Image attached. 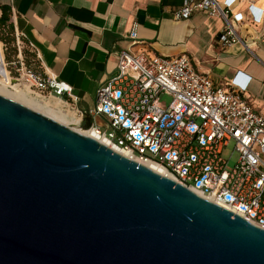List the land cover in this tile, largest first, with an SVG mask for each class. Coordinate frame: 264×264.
Listing matches in <instances>:
<instances>
[{
    "label": "water",
    "instance_id": "95a60500",
    "mask_svg": "<svg viewBox=\"0 0 264 264\" xmlns=\"http://www.w3.org/2000/svg\"><path fill=\"white\" fill-rule=\"evenodd\" d=\"M0 264H264V231L0 95Z\"/></svg>",
    "mask_w": 264,
    "mask_h": 264
},
{
    "label": "built area",
    "instance_id": "2783aa9c",
    "mask_svg": "<svg viewBox=\"0 0 264 264\" xmlns=\"http://www.w3.org/2000/svg\"><path fill=\"white\" fill-rule=\"evenodd\" d=\"M239 1L182 0L173 17L187 19L196 12L217 16L224 23L220 45L243 44L248 50L238 25L261 23L264 9L246 0V18L234 12ZM128 37L137 40L135 23ZM35 57L40 61L37 52ZM2 60L0 56V64ZM10 66L15 72L12 78L8 71L10 89L26 88L68 105L77 101L72 87L44 67L33 70L21 60ZM241 76L246 82L238 83ZM248 84L249 78L237 73L227 88L216 87L184 55L168 58L121 51L114 71L96 90L89 110L91 128H82V111L77 126L112 151L157 166L166 174L162 176L264 231V116L243 98ZM164 95L171 101L162 109L156 101ZM225 152L229 157L223 156ZM234 154L236 162L229 168Z\"/></svg>",
    "mask_w": 264,
    "mask_h": 264
},
{
    "label": "crops",
    "instance_id": "0c3cea01",
    "mask_svg": "<svg viewBox=\"0 0 264 264\" xmlns=\"http://www.w3.org/2000/svg\"><path fill=\"white\" fill-rule=\"evenodd\" d=\"M219 2L222 0H218ZM264 9V0H251ZM182 0H0L10 9L14 30L32 45L44 67L69 84L78 112L91 110L98 87L114 71L121 51L160 57L186 56L192 67L216 87L227 88L241 73L249 78L243 98L264 116V20L238 25L243 44L223 47L218 36L223 21L201 12L176 20ZM248 3L240 0L234 12L249 18ZM1 13V12H0ZM137 25V40L128 37ZM246 82L243 76L238 83Z\"/></svg>",
    "mask_w": 264,
    "mask_h": 264
},
{
    "label": "rangeland",
    "instance_id": "374dc122",
    "mask_svg": "<svg viewBox=\"0 0 264 264\" xmlns=\"http://www.w3.org/2000/svg\"><path fill=\"white\" fill-rule=\"evenodd\" d=\"M2 33L4 35V39L7 42L5 44L0 41V51L3 56V61H4L3 64L6 66V69L4 66V70L7 74L8 80H10L8 76L9 70L11 72L10 76L12 78L15 77V72L11 69L10 63L17 61V60H21L24 63V65H26L27 67L33 70H39L36 58L33 52L28 47L29 44L24 41V38L20 36L18 33H16L15 30L12 34H9L7 30L3 31ZM1 66L2 64L0 65V67ZM3 76H4V73L2 71V73L0 72V88L6 87L7 91L10 93H13L16 95H24L27 99L33 100L34 102H39L43 106H46L47 108L54 111L55 113L57 112L56 114H61V113L65 114L66 124H67V125L65 124L66 127L70 128L73 131L76 130L75 132H77L78 130L82 131L77 126L79 122V118L77 117L76 113H74V110L71 109L70 105L64 104L62 100L55 98V97L44 98V97L36 96L30 91H28L26 88L19 90L15 86V87H12V89H10L8 87V82L7 83L3 82L2 78H5ZM170 101H171V97L168 95H164L156 101V105L159 108L164 109L167 107ZM96 121L98 122L100 121V119H96ZM79 131L77 133H79ZM229 155H230V152H225L223 156L227 158L229 157ZM236 159H237L236 154L231 156L229 168H231L234 165V163L236 162Z\"/></svg>",
    "mask_w": 264,
    "mask_h": 264
},
{
    "label": "bare ground",
    "instance_id": "6f19581e",
    "mask_svg": "<svg viewBox=\"0 0 264 264\" xmlns=\"http://www.w3.org/2000/svg\"><path fill=\"white\" fill-rule=\"evenodd\" d=\"M0 56H1V59H2V55H0ZM1 64H2V66L0 67V72L2 73V71H3V73H4L3 77L6 78V79L2 78L3 82H6V83L8 82V87H9V80H8L7 74H6L5 70H4V66L5 65L3 64V60H2ZM5 69H6V67H5ZM9 79H10V76H9ZM0 95L4 96L6 98H9V99H11L13 101H16V102H18V103H20V104H22V105L34 110V111H37V112H39V113H41V114L53 119L54 121L62 124V125L66 124L65 114H63V113L56 114L57 112L55 113L54 111H52L51 109L47 108L46 106H43L39 102H34L33 100L27 99L24 95H16V94L10 93V92L7 91L6 87L0 88ZM74 131H76V130H74ZM79 133H81L82 135H86L87 137L90 136L92 138V136H91L89 131H79ZM99 143L105 145L104 142H102L101 140H99ZM114 151H116L117 153L127 157L126 155H124L120 151H117V150H114ZM131 159L134 160L133 158H131ZM134 161H136V160H134ZM136 162H138L141 165L147 167L148 169L154 171L155 173H158L160 175H166L160 168H158L157 166H155L153 164H150V163H147V162H140V161H136Z\"/></svg>",
    "mask_w": 264,
    "mask_h": 264
},
{
    "label": "trees",
    "instance_id": "16d2710c",
    "mask_svg": "<svg viewBox=\"0 0 264 264\" xmlns=\"http://www.w3.org/2000/svg\"><path fill=\"white\" fill-rule=\"evenodd\" d=\"M0 12V41L6 44L7 41L4 39V35L2 32L7 30L9 34H12L14 32V27L10 22V9L7 6H1ZM24 41L27 43L26 40Z\"/></svg>",
    "mask_w": 264,
    "mask_h": 264
}]
</instances>
